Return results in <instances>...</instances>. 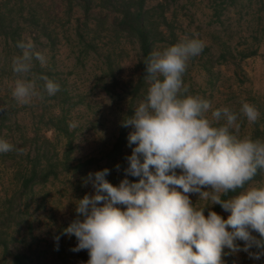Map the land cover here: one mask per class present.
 Here are the masks:
<instances>
[{"label": "rangeland", "instance_id": "rangeland-1", "mask_svg": "<svg viewBox=\"0 0 264 264\" xmlns=\"http://www.w3.org/2000/svg\"><path fill=\"white\" fill-rule=\"evenodd\" d=\"M59 1L0 0L7 19L16 24L20 40H31L35 50L47 59L42 67L34 58L27 76L28 80H35L40 95L30 104L18 103L12 96L18 78L12 70V60L22 55V50L18 52L17 44L0 32V139L13 145L12 151L0 153V239L6 240L8 250L29 254L27 264H86L88 251H72L78 241L63 230L77 219L78 200L86 194H94L91 184L84 186L90 172L109 169L106 179L114 185L125 178L126 157L131 155L135 145L129 147L126 143L118 152H112L111 148L120 133L124 109L130 100L133 116L135 108L145 99L140 95L131 99L128 92V80L137 78L139 73L137 43L121 33L116 25L103 24L102 29L97 28L99 32L95 36L98 48L77 58L74 16H81V9L76 5L72 7L70 21L63 11L56 16L53 7L42 9ZM130 1L141 3L158 16V21L161 20L159 11H163L174 33V44L184 38L204 43L200 55L189 60L183 76L189 89L187 94L210 101L212 108L206 113L209 119L212 110L228 107L238 115L241 138L249 136L264 142V0H233L227 5L225 0ZM221 1L226 5L224 8H220ZM43 2L41 8L39 4ZM217 8L219 16L215 12ZM29 10L41 14L49 12L50 16H39L34 25L29 23ZM115 16L112 11L107 21ZM45 25L53 30H44ZM89 27L95 26L91 23ZM45 31L54 37L53 41L48 40ZM171 36L167 31L165 39L156 42L155 51L172 46ZM106 61L118 70L114 81L107 73L110 71L106 69ZM37 75L51 76L56 83L63 82L67 94L57 92L49 96L41 84L45 81L40 83ZM243 102L253 104L259 111L256 122H248L240 112ZM59 105L67 108L68 122L76 125L70 127L69 124L74 132L68 165L64 156L67 139L50 128V117L56 119L61 109ZM255 124L258 131L254 130ZM131 131V127L125 129L127 135ZM17 149L24 151L19 153ZM35 159L38 177L49 167L56 168V173L50 172L44 182L33 184L17 197L21 177L32 169ZM71 163H79L80 167L72 170ZM117 165H120L119 170ZM177 174H180L179 169ZM138 179L135 177V181ZM250 187H264V177L249 183L247 188ZM190 198L197 207L210 206V201L199 200V194L192 193ZM214 211L225 219L230 215L222 207ZM205 215L208 212L205 211ZM56 237H59L58 242ZM237 243L243 246L244 242ZM222 260L223 264H264V257L253 260L247 253H232L227 248ZM10 261L11 256L3 253L0 245V264H10Z\"/></svg>", "mask_w": 264, "mask_h": 264}, {"label": "clouds", "instance_id": "clouds-1", "mask_svg": "<svg viewBox=\"0 0 264 264\" xmlns=\"http://www.w3.org/2000/svg\"><path fill=\"white\" fill-rule=\"evenodd\" d=\"M17 47L22 55L12 60L18 77L12 96L30 104L40 95L35 80L27 79L32 61L43 67L47 59L31 40ZM203 48L201 40L184 38L153 51L144 62L150 85L146 97L121 122L133 129L128 144L135 145L126 157L125 178L114 185L106 179L109 169L90 172L84 186L91 184L94 194L78 200L77 219L63 230L78 241L72 251H88L86 264H223L225 248L253 260L264 257V187L222 198L244 189L264 169V142L241 138L238 115L228 107L212 110L209 119L210 101L187 94L183 76L189 60ZM40 79L49 96L60 90L47 76ZM240 112L250 123L260 115L248 102ZM12 150V144L0 139V153ZM128 176L139 179L133 182ZM192 193L210 206L197 207ZM214 205L230 213L227 219L211 210Z\"/></svg>", "mask_w": 264, "mask_h": 264}, {"label": "trees", "instance_id": "trees-1", "mask_svg": "<svg viewBox=\"0 0 264 264\" xmlns=\"http://www.w3.org/2000/svg\"><path fill=\"white\" fill-rule=\"evenodd\" d=\"M59 1V0H58ZM220 8H224L228 3H232L233 0H225L226 5L221 1ZM54 3V2H53ZM45 4L40 3L39 6L42 8ZM78 6L81 9V16H74V20L76 21V25L74 28L75 31V40H76V46L77 50H79L77 58L81 56H86L87 53H89L90 49L94 50L98 48L97 42H95V36L98 35L99 30L97 28H101L103 24L106 26L116 25L117 29L120 30L121 33H123L126 36H129L132 38L138 45V77L137 78H130L129 84L130 88L128 89V92L130 93V98L134 99L137 98V95H140V97L145 98L147 94V90L149 88L148 82L144 79L146 75V65L145 61L150 57L151 53L155 51V46L157 45V41H161L165 39V35L167 31H170L172 33V36L170 37V42L172 45H174L175 38L174 33L170 29L171 25L167 21L166 16L163 11H159V17H161V20L158 21V16H156L153 12H149L148 9L144 8L141 3L133 4L130 0H60L58 3L52 4L49 3L44 6V9L52 8L53 14L58 16L59 12L63 11L65 15H67V21L71 20L72 17V7ZM114 11L116 14L115 17H113L109 22L107 21L108 15ZM216 16H219L220 10L216 9ZM46 15H49L48 13H38L37 10L30 11L28 16L30 17L29 23H32L36 25L38 23V17H47ZM53 15V16H54ZM112 17V16H111ZM116 20V22H114ZM94 24L93 27H89L90 25ZM16 24H13L12 20L7 19V14L5 11H3V8L0 7V32L3 33V35L8 39L11 38L14 43L18 44V42H21L19 32L16 29ZM169 26V28H168ZM157 29V30H156ZM44 30L52 31L53 29L49 26L45 25ZM45 31L46 37L48 40L54 39V37L49 33ZM158 36H157V35ZM17 47V46H16ZM208 46H205V49H207ZM18 52L20 48L17 49ZM106 69H108L110 72H107L112 76V78L115 76L114 74L117 73L116 68H112L109 61H106ZM41 76L37 75L38 81L40 83L44 80L40 79ZM49 79H52L51 76L48 77ZM116 78H113L112 81H114ZM111 83V82H110ZM44 87V83H41ZM60 85V90L58 91L59 94L66 95L68 92L67 86L63 82H58ZM132 100H130L128 106H126L123 118L121 122L124 119H127L130 117L133 113L132 108ZM61 107L60 111L58 112L59 115L56 117L55 120H53L52 117H50V128L55 129L59 131L64 137H66V145L64 149V156L65 162L68 165V161L71 158V151H72V140H73V132L74 130L69 127L70 122L67 120V108L65 106L59 105ZM256 126L254 130L258 131L259 128L257 127L258 124H255ZM125 127H122L121 124L119 126L120 133L117 136L112 149V152L120 151L121 148H123L126 143H128V139L126 138L128 135L125 132ZM253 139V138H252ZM254 140V139H253ZM56 160L58 161V157H56ZM36 159L33 162V167L30 169L29 172H25L21 179V189L19 190L17 197L21 196L25 193L27 189H29L33 184L37 182H44L50 172L56 173V168H48L47 172H43L41 176L38 177V171L36 169ZM55 165V164H54ZM49 166H51V163L49 162ZM80 167L79 163L70 164V168L72 170H76ZM53 174V175H54ZM55 176V175H54ZM264 177V169L258 170L257 175L253 178L252 181L248 182L245 185L244 189H237L236 192H230L227 196H224L222 198L228 199L229 197L239 195L240 192L247 189L249 183L257 180H263ZM130 181L135 182V177L130 176ZM206 205H202L200 207H204ZM208 206V205H207ZM221 207L220 205H214L211 207V210L217 209ZM19 209V208H18ZM208 212V209L205 210ZM1 212V211H0ZM0 245L2 248V252H8L11 256L10 264H27L30 256L24 251H10L7 248V242L4 239H0Z\"/></svg>", "mask_w": 264, "mask_h": 264}]
</instances>
